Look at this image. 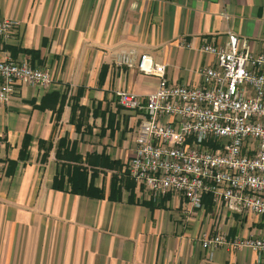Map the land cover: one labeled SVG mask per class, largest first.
<instances>
[{
	"label": "crops",
	"instance_id": "1",
	"mask_svg": "<svg viewBox=\"0 0 264 264\" xmlns=\"http://www.w3.org/2000/svg\"><path fill=\"white\" fill-rule=\"evenodd\" d=\"M3 17L17 35L0 41V57L25 54L52 82H19L0 104V264H257L249 248L206 249L200 238L263 236V216L205 200L187 215L176 192L155 197L125 171L142 114L115 91L146 95L157 78L116 65L114 53L146 52L171 82L199 86L214 63L201 45L233 32L264 51V0H0ZM79 169L101 196L70 190Z\"/></svg>",
	"mask_w": 264,
	"mask_h": 264
},
{
	"label": "built area",
	"instance_id": "2",
	"mask_svg": "<svg viewBox=\"0 0 264 264\" xmlns=\"http://www.w3.org/2000/svg\"><path fill=\"white\" fill-rule=\"evenodd\" d=\"M16 35L17 20L0 19V41ZM199 50L214 56V63L199 70L201 84L195 87L171 82L165 64L146 52L114 53L116 65L157 78L146 95L115 91L122 108L142 114L125 171L155 197L176 192L187 215L202 208L209 194L215 211L264 217V51L254 54L249 41L233 32L223 45ZM19 82L47 87L52 76L25 54L0 57V104L9 103ZM200 243L206 249L249 248L257 264H264V235L204 233Z\"/></svg>",
	"mask_w": 264,
	"mask_h": 264
},
{
	"label": "trees",
	"instance_id": "3",
	"mask_svg": "<svg viewBox=\"0 0 264 264\" xmlns=\"http://www.w3.org/2000/svg\"><path fill=\"white\" fill-rule=\"evenodd\" d=\"M67 181L70 185V190L75 193H81L86 195H92L95 194L96 196H101L102 192L98 190L97 188L93 187L92 179L88 181V177L86 174V171L84 170H76L75 174L67 176ZM64 183V176L63 175H57L54 178V186L57 188H61ZM115 190H113L114 192ZM207 201L209 206L212 205V199L209 194L204 195L203 201Z\"/></svg>",
	"mask_w": 264,
	"mask_h": 264
}]
</instances>
